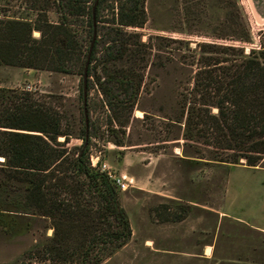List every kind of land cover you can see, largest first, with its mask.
Instances as JSON below:
<instances>
[{
  "label": "trees",
  "instance_id": "trees-1",
  "mask_svg": "<svg viewBox=\"0 0 264 264\" xmlns=\"http://www.w3.org/2000/svg\"><path fill=\"white\" fill-rule=\"evenodd\" d=\"M26 1L35 13L33 22L0 19V65L79 76L84 124L81 145L69 148L65 119L56 107L28 92L2 98L5 177L25 185L23 208L48 220L53 230L25 256L26 263L101 264L127 245L132 230L119 189L108 173L91 164L93 140L101 135L92 121L90 93L99 98L95 109L105 116L115 145L123 146L118 133L133 118L151 65L153 44L142 42L136 31L147 23L146 0ZM233 9L239 12L235 4ZM50 12L57 15L56 23ZM232 16L224 21L223 34L207 37L193 49H177L179 61L193 68L182 94V138L185 145L211 150L220 162L244 160L254 167L264 161V32L246 54L242 44L250 41L247 26L238 14ZM15 190L20 189L10 186ZM177 209L169 214L165 206L156 208L155 221L187 218L190 206Z\"/></svg>",
  "mask_w": 264,
  "mask_h": 264
},
{
  "label": "rangeland",
  "instance_id": "rangeland-1",
  "mask_svg": "<svg viewBox=\"0 0 264 264\" xmlns=\"http://www.w3.org/2000/svg\"><path fill=\"white\" fill-rule=\"evenodd\" d=\"M145 9L147 23L136 31L142 42L153 44L151 65L133 118L123 133H118L123 146L115 145L105 116L95 109L99 98L94 91L90 93L92 121L100 127L101 135L93 140L91 159L99 161V169L104 165L113 176L125 175L133 180L125 191L119 190L132 230L131 240L101 264H171L166 255L154 257L146 246L151 240L163 246L175 245L172 242L177 231L167 233L169 227L155 221L154 211L165 206L169 214H175L177 206L183 204L190 206L189 223L201 232L211 233L210 237L215 234L219 254L226 252L228 257L240 258L253 243L264 247V237L253 235L237 219L264 217V161L254 167L247 166L244 160L224 163L211 150L184 144L182 94L193 68L179 61L181 52L177 49H193L197 42L223 34L224 21L238 14L249 32V43L242 44L248 54L264 32V21L255 19L244 0H146ZM0 19L33 22L35 13L29 10L26 0H0ZM49 19L56 23L57 15L50 12ZM33 36L37 38L39 34ZM20 92L31 93L56 107L65 119L68 147L81 145L84 124L79 76L0 65V104L3 97ZM64 139L60 137L58 141ZM123 160L120 173L117 162ZM3 169L0 158V264H27L25 256L51 237L53 230L48 220L23 208L25 185L8 181ZM10 186L20 190L12 192ZM178 244L181 248L191 245L189 240Z\"/></svg>",
  "mask_w": 264,
  "mask_h": 264
},
{
  "label": "crops",
  "instance_id": "crops-1",
  "mask_svg": "<svg viewBox=\"0 0 264 264\" xmlns=\"http://www.w3.org/2000/svg\"><path fill=\"white\" fill-rule=\"evenodd\" d=\"M244 2L250 7L251 14L255 19L258 18L264 21V0H244ZM117 164L121 169L120 173H122L125 161L117 162ZM189 218L190 217L187 216V218L180 222L160 223V226L169 227V229L166 230L167 233H171V231L174 230L177 231L175 235L176 240L172 242L175 243V245L163 246L158 243L154 244L153 240H151L147 242L148 246H146L149 248L150 253L158 258L166 255L165 257L170 258L171 264H264L263 244L253 243L249 252L244 256L241 255L240 258L233 259L228 257L226 252L219 254L220 251L214 239L215 234L210 237L209 235H211V233L199 231L194 223H189ZM237 219L242 221L253 235L264 237V217L255 218L250 216ZM171 238H173V236L170 235V239ZM183 240H189L191 245L186 248L179 247L178 242ZM233 261L238 263H232Z\"/></svg>",
  "mask_w": 264,
  "mask_h": 264
},
{
  "label": "built area",
  "instance_id": "built-area-1",
  "mask_svg": "<svg viewBox=\"0 0 264 264\" xmlns=\"http://www.w3.org/2000/svg\"><path fill=\"white\" fill-rule=\"evenodd\" d=\"M95 160H99V159L95 158ZM98 163H99V161H93V159H91V164L93 167L98 166ZM100 169H101V171L108 173L109 177L114 181L116 187L120 191H125L133 183V180L131 178H129L128 176H125V175H120L118 177L113 176L112 174H110L108 172V169L104 165L101 166Z\"/></svg>",
  "mask_w": 264,
  "mask_h": 264
},
{
  "label": "water",
  "instance_id": "water-1",
  "mask_svg": "<svg viewBox=\"0 0 264 264\" xmlns=\"http://www.w3.org/2000/svg\"><path fill=\"white\" fill-rule=\"evenodd\" d=\"M87 74H86V70H85V72H84V76H83V88H84V94H83V107H84V112H85V114H86V110H85V108H86V83H87ZM3 162H4V159H3Z\"/></svg>",
  "mask_w": 264,
  "mask_h": 264
},
{
  "label": "bare ground",
  "instance_id": "bare-ground-1",
  "mask_svg": "<svg viewBox=\"0 0 264 264\" xmlns=\"http://www.w3.org/2000/svg\"><path fill=\"white\" fill-rule=\"evenodd\" d=\"M137 114H138L139 116H142V113H141V112H138V111H137Z\"/></svg>",
  "mask_w": 264,
  "mask_h": 264
}]
</instances>
